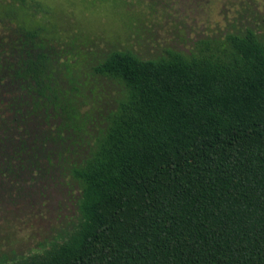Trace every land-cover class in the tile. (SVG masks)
Wrapping results in <instances>:
<instances>
[{
	"label": "trees",
	"instance_id": "trees-1",
	"mask_svg": "<svg viewBox=\"0 0 264 264\" xmlns=\"http://www.w3.org/2000/svg\"><path fill=\"white\" fill-rule=\"evenodd\" d=\"M49 16L0 0V196L76 216L0 264H264V36L84 56Z\"/></svg>",
	"mask_w": 264,
	"mask_h": 264
},
{
	"label": "rangeland",
	"instance_id": "rangeland-1",
	"mask_svg": "<svg viewBox=\"0 0 264 264\" xmlns=\"http://www.w3.org/2000/svg\"><path fill=\"white\" fill-rule=\"evenodd\" d=\"M49 7L50 35L96 55L108 47L142 58L167 49L188 52L198 40L219 41L251 29L264 36V0H40ZM93 56V55H90ZM50 185L12 204L0 196V256L9 259L58 237L76 212L67 191Z\"/></svg>",
	"mask_w": 264,
	"mask_h": 264
}]
</instances>
